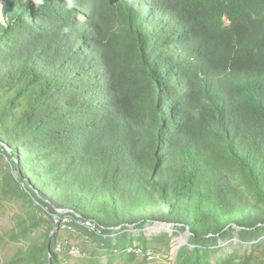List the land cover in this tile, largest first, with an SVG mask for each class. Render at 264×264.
Here are the masks:
<instances>
[{"label": "trees", "instance_id": "trees-1", "mask_svg": "<svg viewBox=\"0 0 264 264\" xmlns=\"http://www.w3.org/2000/svg\"><path fill=\"white\" fill-rule=\"evenodd\" d=\"M0 149L4 264H66L57 217L111 264L169 251L98 235L155 221L192 233L177 264H264V0H0Z\"/></svg>", "mask_w": 264, "mask_h": 264}, {"label": "rangeland", "instance_id": "rangeland-1", "mask_svg": "<svg viewBox=\"0 0 264 264\" xmlns=\"http://www.w3.org/2000/svg\"><path fill=\"white\" fill-rule=\"evenodd\" d=\"M13 161H15L13 156H7V154L0 149V164L8 165L12 168V171H14V168L11 166L13 165ZM34 202L35 204H38V202L35 200ZM22 206L23 202H14L9 203L5 209L0 210V264H4L5 262L9 261L10 257L22 247L21 244L12 242L8 236L15 226L17 217L24 211ZM29 207L30 205L28 206L27 212L32 210V208ZM38 216L41 217V219H49V216L46 214L42 215V213H38ZM59 218L57 217L56 222L63 226V228H57L59 242L63 243V248L64 245L75 247L73 251L74 256L71 254L66 264H111V255L109 250L102 248L101 243L95 239L88 238V236L82 235L80 232L70 227L69 223L72 221L71 218L66 217L62 222ZM157 222L159 221L150 222L143 229L132 226L129 230L108 234V236L99 232L98 235L101 237V239H114L115 243H118L120 239L124 241L126 236V238H128V243L131 241L133 244H141L142 242L139 239L143 238L151 245H155V243H157V240L155 239L163 237L165 238V235H168L167 239H165L163 242V245H169V251H165V248H160V251H156L157 254L155 255V260L145 264H177L179 253L183 248H187L189 250L195 249V245L192 242L193 235L191 232L184 231L182 229L183 227L180 225H167L165 223L163 225H159ZM64 225H66V227H64ZM45 226L46 224L43 223L42 228L37 232V235L45 230ZM87 226L89 227L87 229L90 232H94L92 225ZM129 246L130 245H128L127 248ZM251 246L252 242L246 238H243L238 230L233 233L232 238L223 239L220 241L219 245L216 247L218 250L217 255L220 257L230 255L232 253L244 254L250 250ZM77 247L86 249L85 251L88 253L87 258L82 259L80 257V252L75 251ZM106 254L108 256H106ZM141 262V258L135 263H130L127 262L124 257H122L118 258L112 264H140Z\"/></svg>", "mask_w": 264, "mask_h": 264}, {"label": "bare ground", "instance_id": "bare-ground-1", "mask_svg": "<svg viewBox=\"0 0 264 264\" xmlns=\"http://www.w3.org/2000/svg\"><path fill=\"white\" fill-rule=\"evenodd\" d=\"M87 225H92V223L91 222H87ZM131 251L132 252H136L137 253V256L141 255L143 257L145 255L146 256V259L148 257V259H150L151 261L152 260H155V258H156V256L153 253V251H147L146 252V251H143L142 249H137V248H135V249L133 248V249H131Z\"/></svg>", "mask_w": 264, "mask_h": 264}, {"label": "water", "instance_id": "water-1", "mask_svg": "<svg viewBox=\"0 0 264 264\" xmlns=\"http://www.w3.org/2000/svg\"><path fill=\"white\" fill-rule=\"evenodd\" d=\"M59 211V213H62V214H67V213H69V210H58ZM159 225H163L164 223H162V222H157ZM165 224H167V225H171V224H168V223H165Z\"/></svg>", "mask_w": 264, "mask_h": 264}]
</instances>
